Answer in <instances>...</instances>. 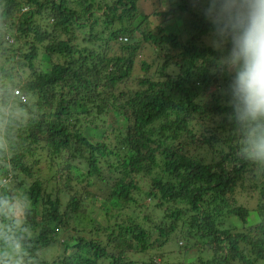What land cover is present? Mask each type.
<instances>
[{
    "label": "trees",
    "instance_id": "1",
    "mask_svg": "<svg viewBox=\"0 0 264 264\" xmlns=\"http://www.w3.org/2000/svg\"><path fill=\"white\" fill-rule=\"evenodd\" d=\"M139 1L0 0V264H264V118L229 67L251 0Z\"/></svg>",
    "mask_w": 264,
    "mask_h": 264
},
{
    "label": "clouds",
    "instance_id": "2",
    "mask_svg": "<svg viewBox=\"0 0 264 264\" xmlns=\"http://www.w3.org/2000/svg\"><path fill=\"white\" fill-rule=\"evenodd\" d=\"M235 27V26H234ZM233 62H242L233 81V90L252 120L264 118V0H251L243 30L232 38ZM16 95L17 94L15 90ZM251 147L264 159V124L253 129Z\"/></svg>",
    "mask_w": 264,
    "mask_h": 264
},
{
    "label": "rangeland",
    "instance_id": "3",
    "mask_svg": "<svg viewBox=\"0 0 264 264\" xmlns=\"http://www.w3.org/2000/svg\"><path fill=\"white\" fill-rule=\"evenodd\" d=\"M97 1H99V0H97ZM208 1H210V0H203L204 3L208 2ZM139 4H140V11L145 12V13H150V14L156 10L165 11L168 8V5L166 3L160 5L157 0H140ZM236 5H238V4H236ZM236 5L233 8H231V10L238 11V7ZM216 13L217 12L212 11L211 15L215 16ZM220 15L221 14H219V15L217 14V16H220ZM183 17H184V15L180 16V14H178L174 18H171V19L167 20L166 22H164V25H166V23H173V25H174V23H175V24L181 26L180 22L183 21ZM150 23H151L150 27L155 28L157 25L161 24L162 22H161V19L159 18V16H156L153 14L150 16ZM98 27L100 30L103 29V27L100 25ZM180 29H181V27H180ZM181 33H182L183 38H186L187 34H186L184 27L182 28ZM79 41H80V38H79ZM210 42L218 45V41H210ZM114 50H119V49L117 46H115ZM152 53L153 52H152L151 46L150 45H144L143 49L138 54L136 61H135V68L134 69H135L136 74L138 72H141L140 62L143 60L150 61L152 59V57H151L153 55ZM47 65L48 64L46 63V66ZM238 65H239L238 62H233L229 67H230V69H234V68L238 67ZM109 119H110L112 124L115 123V122H113V119L111 117H109ZM87 131H88V129H87ZM20 191L21 190H19V189L16 190V197H18V198H20ZM88 202H90L92 207H95V205L98 204L100 202V200L97 199L96 197H93L92 195H90L88 198ZM145 202H150V199H148V198L145 199ZM91 206L89 204H87V208L90 209ZM18 208H20V206H18ZM18 214H21V212L17 209V215ZM250 219H251V223L255 222L257 220V214L255 211H252ZM69 240H71V239H69ZM179 247H181V244L178 246L175 245L174 247H172V249L170 248V251L167 253L164 260L166 262H177L179 260L181 261L184 257H186L187 261L189 262V261H192L193 259H195L196 254H194V253L186 252V254H184L183 251H181L179 253L178 252ZM62 251H63L62 245L60 243H55L54 248L49 249L46 253L48 254L49 257H52L53 255L60 254Z\"/></svg>",
    "mask_w": 264,
    "mask_h": 264
},
{
    "label": "built area",
    "instance_id": "4",
    "mask_svg": "<svg viewBox=\"0 0 264 264\" xmlns=\"http://www.w3.org/2000/svg\"><path fill=\"white\" fill-rule=\"evenodd\" d=\"M120 39L122 40V41H127L128 40V37L127 36H122V37H120ZM16 93L17 94H21V91L20 90H16Z\"/></svg>",
    "mask_w": 264,
    "mask_h": 264
}]
</instances>
